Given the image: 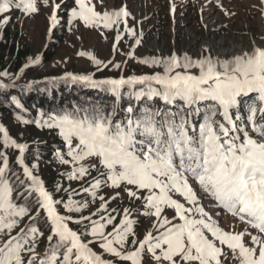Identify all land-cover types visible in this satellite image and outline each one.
<instances>
[{"label":"snow or ice","instance_id":"snow-or-ice-1","mask_svg":"<svg viewBox=\"0 0 264 264\" xmlns=\"http://www.w3.org/2000/svg\"><path fill=\"white\" fill-rule=\"evenodd\" d=\"M63 3L0 0V24L8 23L13 9L34 16L41 6L50 7V34ZM214 3L225 15H235L220 0ZM253 7L264 16V0ZM171 10L175 12V4ZM129 15L126 6L99 12L92 0H74L67 24L80 20L93 29H116V51L121 24L129 35H136L128 27ZM259 40L257 44L253 38L251 47L223 58L207 47L195 59L175 52L144 58L141 63L163 69L152 74L95 78V73H65L60 79L110 93L111 111L108 105L92 102L48 113L47 119H17L57 131L62 147L54 150V158L66 168L61 176L79 182L78 188L57 183L53 192L47 190L34 174L38 165L25 162L28 145L0 124V147L5 150L0 151V264H114L102 259L90 247L93 243L130 264H222L229 253L238 264H264V35ZM140 42L136 39L137 45ZM78 55H87L97 72L121 68L91 52ZM127 55L133 57L132 52ZM39 63V56L30 59L21 73ZM15 86L0 81V88ZM125 96L128 104L122 107ZM11 99L17 109L23 108L15 96ZM13 149L19 152L15 164L26 179L12 171L6 153ZM104 189L113 195L106 198ZM61 191L67 201L55 198ZM121 192L129 206L109 210L111 201L122 199ZM81 194L84 199H74ZM97 200L95 211L83 215ZM204 200L217 215L230 214L244 229L224 230L205 210ZM167 210L174 211L171 218ZM41 213L49 229L43 254L37 252L44 237L37 226ZM139 216L152 220L142 238L135 231ZM88 236L91 239L85 240Z\"/></svg>","mask_w":264,"mask_h":264},{"label":"rangeland","instance_id":"rangeland-1","mask_svg":"<svg viewBox=\"0 0 264 264\" xmlns=\"http://www.w3.org/2000/svg\"><path fill=\"white\" fill-rule=\"evenodd\" d=\"M56 2L60 3L61 0H56ZM92 2L96 5V10L99 12L118 10L119 7L126 6L127 10L132 13L126 18L129 24H132L131 26L128 25V27H132L136 35H129L124 31V25L121 24L119 31L122 38L117 45V50L114 51L113 44L116 43V29L108 30L102 27L93 29L85 26L82 21L76 20L71 26L69 25L68 30L59 41L52 40L47 32L50 26L48 19L51 11L50 7L41 6L40 13L34 16H26L23 12L13 9L7 14L10 16L9 21H12L14 29L17 30L22 46L30 50V54L25 59V64L37 56L40 57V63L29 66L35 72L34 76H31L26 81L24 80L27 76L22 75L21 70H8L7 72L10 76H0V81L5 84H20L22 82L31 84V91H36L33 90L32 84L42 80H48L56 84L57 79L64 77L65 73L70 72L74 75L95 73L96 66L90 58L87 55H78L81 51L91 52L92 55L105 63L109 61L120 63V69L108 67V72L114 73L115 76L124 75L125 71L130 73L126 76L152 74L155 71H163V69L159 66L154 67L141 63L140 61L144 58L167 57L175 52L179 56L187 53L195 59L199 58L202 49L205 47L214 56L219 55L223 58L237 53L242 47H251L253 38L256 39L257 44H260L259 36L264 35V16L260 14L258 7H253V5L259 6L260 0H220L224 9L235 13V15L231 16L225 15L224 11L216 6L214 0H102V3L98 2V0H92ZM173 4H175V12L171 10ZM73 6L74 0H64L61 8H67L69 15V9ZM60 10H58V18L59 22H62L64 17L60 14ZM4 25H0V39ZM123 32L124 35H122ZM136 39L141 40L139 45H136ZM48 44L54 45L52 48L54 56L49 62L42 64V51ZM129 52L133 53L132 58L127 55ZM192 71L196 70L193 69ZM53 72L56 74L53 75ZM95 78H97L96 75ZM59 90L60 88L55 89V94L53 93L52 95H57ZM88 90L98 89L89 88ZM81 92L79 90L76 95ZM108 94L109 96L111 95L110 93ZM57 98L58 102L63 101L62 96L57 95ZM105 100L109 103L107 97ZM79 101L83 103V98L79 99ZM121 106H127V100L124 103L122 98ZM24 127V125H20L19 130L15 132L18 137H23L26 134V131L21 129ZM12 137L18 142L24 143L18 140V137ZM46 163V170L42 172L43 177H46L48 171L50 172L48 167L65 169V166H58L56 161L47 160ZM76 184L79 183L76 182ZM101 194H104L106 198L113 195L108 189H104ZM121 197L122 199L117 198L115 201H111L109 209H113L118 205L121 206V209L128 207L129 200L127 195L121 192ZM136 203L139 204V201ZM202 203L209 215L217 220L224 230L242 231L244 229V225L240 224L231 215H217V210L207 200L202 201ZM98 205L99 201L97 200L96 204L91 205L84 215L95 211ZM64 212L65 210L63 209L61 213ZM165 214L171 218L174 215V211L167 210ZM138 221L135 231L142 238L145 232L151 228L152 220L139 216ZM70 226L76 230L73 224ZM107 230L109 231V229ZM208 235L211 238L210 233ZM88 239H91V237H87ZM245 241L250 244L247 237H245ZM90 247L98 254H101L102 259L112 260L114 264H124L122 261H115L119 260L118 258L104 253L98 244L93 243ZM44 250L45 247L42 245L39 252H44ZM224 251L228 252L226 248ZM221 259L222 264H238L237 260L232 259L230 253L226 260L224 257Z\"/></svg>","mask_w":264,"mask_h":264},{"label":"trees","instance_id":"trees-1","mask_svg":"<svg viewBox=\"0 0 264 264\" xmlns=\"http://www.w3.org/2000/svg\"><path fill=\"white\" fill-rule=\"evenodd\" d=\"M60 14L64 17V21L59 22L57 26L50 33V38L52 40L59 41L65 32L68 30L69 25L67 24V8H61ZM3 14H0L2 16ZM1 25V24H0ZM54 45L48 44L43 49V54L41 56V63L49 62L54 56V50L52 49ZM30 54V50L27 47L22 46L19 41V34L17 30L14 29L12 21H8L3 26L2 36L0 39V72L4 71H20L25 64V59H27ZM36 69V68H35ZM109 68H105L100 72H95L97 78H104L107 76H115L114 73L108 72ZM35 70L32 67L24 69L21 73L24 76H27L24 81L29 79L31 76H34ZM45 74V73H44ZM56 74L53 72V75ZM112 74V75H111ZM125 76L127 71L123 73ZM138 74V73H136ZM51 75V76H53ZM56 84L48 80H42L33 84V90L31 91L30 87L23 86L22 83H16L15 87L3 89L0 88V123L8 130L9 134L18 137L15 133L19 130L20 125H24V128H21L26 131L23 137H18L17 139L23 141L28 145V148L25 152V162L29 165L37 164L38 167L35 169L36 175H38L44 182L47 190L53 192L57 183L61 184L64 188L71 186L72 188H78L79 184H76V181H68L66 176H61L60 173L65 172V169H58V167L50 169L46 177L42 176V172L46 170V161H56L53 155V152L57 148L62 147V138L59 137L57 131L49 130L46 127H39L36 123H23L17 119L18 115H23L24 119L27 121H35L37 119H47V114L51 112H60L62 109L71 110L75 106H87L89 103L95 102L103 105H108V110L111 111V104L114 101V97L109 96L108 93H105L101 90H88L87 87L83 86L79 82H73L70 78L57 79ZM27 85V84H26ZM67 87V88H65ZM60 88L57 92V95L62 96L63 101L58 102L57 95L54 90ZM81 90L82 92L76 95V92ZM126 91V89H125ZM15 96L20 103L23 105L22 109H17L16 106L12 103V97ZM53 97V98H52ZM108 98V101L105 98ZM83 98V103L79 99ZM128 97H123L124 103ZM157 106H162V102L157 100ZM41 113L44 115L42 116ZM118 118V116H117ZM18 133V132H17ZM0 151H5L0 147ZM9 156L10 166L12 171L16 172L20 179H26L22 171L18 169L15 164L17 155H19L18 150H7L6 153ZM79 183V182H78ZM56 199L63 198L65 201L68 199L67 193L61 191L55 195ZM84 194L74 197V199L82 200L84 199ZM113 209H121V206L118 205ZM61 212L63 208L59 209ZM111 210V209H109ZM87 213V210L83 212ZM73 215H79L73 213ZM119 218V217H118ZM118 222V220H117ZM24 221L21 222V227L23 226ZM76 227V230H80L79 226L73 224ZM37 226L44 233V237L39 241V247L37 252H39L40 247L44 245L46 248L47 245V236L49 235V229L44 223L43 213L40 214V220L37 223ZM111 231V227L108 228ZM19 231V230H18ZM108 231V230H107ZM90 237V236H88ZM87 240V237H85ZM131 239V238H130ZM131 246V245H129ZM43 254V251L39 252ZM120 262V260H115ZM123 264V263H122ZM124 264H130L124 262Z\"/></svg>","mask_w":264,"mask_h":264}]
</instances>
